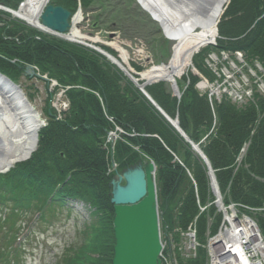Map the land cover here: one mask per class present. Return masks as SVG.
<instances>
[{"label": "trees", "instance_id": "trees-1", "mask_svg": "<svg viewBox=\"0 0 264 264\" xmlns=\"http://www.w3.org/2000/svg\"><path fill=\"white\" fill-rule=\"evenodd\" d=\"M96 1L51 0L72 13L78 4L85 16L91 12L90 27L95 31L125 30L126 36L136 34L142 38L158 31L146 24L154 25L134 9L132 0H117L107 11L113 17L107 19H103L104 13ZM98 1L101 5L106 2ZM0 2L16 6L19 0ZM146 26L149 30L143 35ZM217 32L216 45L193 56V63L203 75L211 77L204 58L212 50H241L249 60L256 58L264 67V0H229L217 23ZM159 40L165 43L162 36ZM29 64L62 85L78 87L67 90L69 108L60 120L53 116L49 97L45 99L48 119L38 131L36 148L27 159L0 173V264H19L23 248L19 241L21 216L31 214L36 223H46L57 208L70 211L72 203H81L85 208L83 241L67 246L57 264H111L114 212L110 180L115 172L109 173L108 168L112 159L118 173L138 161H154L161 230L186 229L196 217L200 245L195 256L183 259L178 254V261L206 264L203 244L207 211L200 212L198 203L205 204L212 196L207 168L189 142L103 55L81 44L43 34L9 15H0V72L18 82ZM132 64L141 69L137 63ZM198 78L187 72L177 80L179 98L172 94L166 81L153 82L145 88L169 117L177 119L188 138L198 143L226 201L264 206V97L255 94L256 104L242 108L227 97L211 106L206 94L195 88ZM93 91L98 92L101 101ZM102 104L127 132L137 133L118 140L112 154L104 147L105 132L111 124ZM246 141V152L234 171L235 158ZM256 218L264 232V210ZM218 221L219 216L215 215L210 233H214Z\"/></svg>", "mask_w": 264, "mask_h": 264}, {"label": "bare ground", "instance_id": "bare-ground-1", "mask_svg": "<svg viewBox=\"0 0 264 264\" xmlns=\"http://www.w3.org/2000/svg\"><path fill=\"white\" fill-rule=\"evenodd\" d=\"M226 2L227 0H133L146 18L175 41L168 61L153 64L141 71L139 78L150 82L156 79L172 81L180 77L191 64L193 54L215 39L217 22ZM43 5L42 1L28 0L23 11L18 14L37 24ZM81 18L82 14L78 11L73 16L69 33L63 36L73 40L99 41L97 36L90 37L79 30L77 25ZM111 44L117 49L118 55H110L108 58L130 72L126 50L117 44ZM40 125L39 113L23 90L0 75V171L30 154L35 148ZM160 257L168 259L167 252L161 250Z\"/></svg>", "mask_w": 264, "mask_h": 264}, {"label": "rangeland", "instance_id": "rangeland-1", "mask_svg": "<svg viewBox=\"0 0 264 264\" xmlns=\"http://www.w3.org/2000/svg\"><path fill=\"white\" fill-rule=\"evenodd\" d=\"M105 1L106 2L103 5H101L98 0L96 1V5L101 7V10L99 11H101V13H104L103 19L113 17L111 16V14L108 15L107 11L109 10L110 6L111 8L115 6L114 3L117 0ZM118 1L124 3V1L126 0ZM124 6L127 8L126 3ZM95 7L96 6H94V8ZM118 7L119 8L117 9L119 10L121 9L122 5L120 4L118 5ZM134 9L139 13L136 7ZM117 12L118 11L113 12V15H116ZM85 13L83 12V18L77 25L80 31L86 34L87 36H97L99 38L98 43L102 44L105 42H112L123 47L128 54V62L131 65V61L142 65L141 71L147 70L150 66H152L154 64L153 60L166 61L170 57L172 52V46L175 41L168 37L163 31L156 30L154 34L145 36L144 38L136 34L132 36L127 35V37L124 34L125 30H115L111 27L110 30L112 29V32L110 33L100 30L95 31L93 28L90 27L91 15L89 16V13L91 12H87L86 16ZM123 13H126V10H124ZM142 15L141 17L143 18L144 15ZM146 24L149 27L153 26L152 24L150 25L148 22ZM147 30L149 29L146 26L145 29L142 30V32H144L143 35H146L145 31ZM161 36L163 37V42L165 43H162V40H159ZM161 43L165 46L160 45ZM110 45L111 47H113L112 44ZM204 46L205 45L200 47V51L203 48L207 47ZM151 48L153 49V51L151 50ZM116 53L118 54V51H116ZM133 70L135 69L133 68ZM186 71H196V69H194L193 63L190 64L184 72L186 73ZM180 77H178V79ZM16 84L19 85V87L25 93L27 99L33 104L35 110L39 113L41 122L43 124V121L46 118L44 108L46 98V84L44 79L35 76L26 78L22 75L19 78L18 82H16ZM107 119L109 120V118ZM130 133L132 132L130 131ZM70 207V211H68L65 207L57 208L55 210V213H53V217L50 219L49 222L46 223H36L35 218L33 219L32 216H30L31 214H25L20 217L22 220V230L20 232L21 237L19 241L21 242V245H23V248H21L23 252L21 251L19 264H57V262H60L63 258V254L65 253L63 251L67 246L74 244L79 245L83 241V219L85 218L86 213L84 210L85 208L81 203H72L70 204ZM167 241L171 249L176 254L178 253L176 248H178L180 253L184 251V248L186 249L183 242L185 241V239L184 237L181 238V235L178 232L169 230Z\"/></svg>", "mask_w": 264, "mask_h": 264}, {"label": "water", "instance_id": "water-1", "mask_svg": "<svg viewBox=\"0 0 264 264\" xmlns=\"http://www.w3.org/2000/svg\"><path fill=\"white\" fill-rule=\"evenodd\" d=\"M71 17L72 13L66 7L48 3L39 20L46 28L67 32L71 28ZM24 73L33 75L35 71L28 65ZM0 75L17 85L4 73L0 72ZM154 172L155 163L152 160L139 161L110 180V201L114 212L111 264H162Z\"/></svg>", "mask_w": 264, "mask_h": 264}, {"label": "built area", "instance_id": "built-area-1", "mask_svg": "<svg viewBox=\"0 0 264 264\" xmlns=\"http://www.w3.org/2000/svg\"><path fill=\"white\" fill-rule=\"evenodd\" d=\"M38 1H42V3L45 4L47 0ZM27 2L28 0L21 1L15 10L0 4V10L21 17L18 13L23 11ZM45 31L50 32L48 30ZM238 55H240V53H238ZM223 58H225V56H223ZM228 77L230 78L231 76L226 75V78ZM254 82L257 84L258 88L264 92V82L259 76L255 75ZM55 84L56 82L51 80V85ZM220 85L221 83L217 84L211 91L218 93L220 91ZM63 92L64 89L60 88L53 100V104L56 105L59 110L67 107V101L62 97ZM248 93L249 91H246V94ZM234 97L242 100V95L237 92H234ZM118 131H122L118 126L110 130L107 140H112L117 137ZM213 191V202L216 206V210L221 214V221L216 233L210 236L207 241L208 264H264V236L261 234L255 220L242 209V207L250 210H254V208L236 202L225 204L216 186H213ZM185 237L187 242L186 249L188 251L194 250L197 244L195 230L189 228L185 233ZM165 264H174L173 258L170 255L168 259H165Z\"/></svg>", "mask_w": 264, "mask_h": 264}]
</instances>
